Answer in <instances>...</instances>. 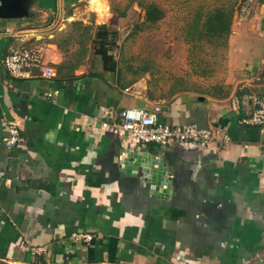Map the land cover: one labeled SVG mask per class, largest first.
<instances>
[{"label": "crops", "instance_id": "1", "mask_svg": "<svg viewBox=\"0 0 264 264\" xmlns=\"http://www.w3.org/2000/svg\"><path fill=\"white\" fill-rule=\"evenodd\" d=\"M251 5L229 36L227 86L168 99L139 81L137 95L125 92L134 83H120L116 71L63 72L55 43L45 48L54 75L14 77L5 55L21 38L39 43L40 31L24 18H0V263L264 264V125L240 124L230 109L242 87L264 95V2ZM136 105H158L160 122L211 126L231 142L205 150L130 145L126 133L89 128L101 106ZM8 122L24 136L10 148L2 141ZM125 148L162 156L172 193L160 196L140 172L129 175L120 163ZM38 247L46 251L32 252Z\"/></svg>", "mask_w": 264, "mask_h": 264}, {"label": "rangeland", "instance_id": "2", "mask_svg": "<svg viewBox=\"0 0 264 264\" xmlns=\"http://www.w3.org/2000/svg\"><path fill=\"white\" fill-rule=\"evenodd\" d=\"M104 1V10L94 8L92 0L73 4L55 0L52 7L42 0L29 3L31 13L24 19L33 21L40 31L33 35L39 37L41 45L46 48L48 43L57 44L65 59L61 71H100L107 59L116 63L120 83L139 81L153 97L167 99L176 92H202L208 88L218 91L227 86L223 81L232 71L228 44L208 38L188 43L185 25L189 14L199 7L224 6L235 0ZM251 1L254 5L264 2ZM147 2L159 4L165 16L154 23L146 21L140 3ZM239 11L235 12L232 27L236 17L244 18Z\"/></svg>", "mask_w": 264, "mask_h": 264}, {"label": "built area", "instance_id": "3", "mask_svg": "<svg viewBox=\"0 0 264 264\" xmlns=\"http://www.w3.org/2000/svg\"><path fill=\"white\" fill-rule=\"evenodd\" d=\"M251 0L242 5L240 17H248L251 14ZM45 47L32 38L22 39L18 46L11 47L4 57V66L14 77H31L36 70L43 75H54V69L45 65ZM125 92L132 95L138 94L137 83L125 88ZM51 94H49L50 96ZM101 113L89 119V128L94 123L99 127L111 131L114 135L126 133L130 145L158 144L167 147L178 144L184 149L202 150L211 145H225L231 142L228 133H223L222 138L217 136L216 128L198 123L185 125H170L160 122L157 114L161 107L156 105L151 108L145 106H130L119 112L110 111L101 106ZM230 109L238 111L240 124L264 125V95L253 89L242 87L230 99ZM7 134L2 137L4 145L8 148L20 144L24 140L21 129L17 124L7 123ZM77 239L90 242L93 239L91 233H79ZM24 248L29 249L28 245ZM45 247L33 248L32 252H45Z\"/></svg>", "mask_w": 264, "mask_h": 264}, {"label": "trees", "instance_id": "4", "mask_svg": "<svg viewBox=\"0 0 264 264\" xmlns=\"http://www.w3.org/2000/svg\"><path fill=\"white\" fill-rule=\"evenodd\" d=\"M246 1L238 2L235 0L228 5H219L207 9L201 6L191 12L185 25L186 41L192 43L208 38L223 40L224 43L228 44L235 12L240 10ZM140 5L145 10V18L148 22L154 23L165 16V11L155 2L140 3ZM103 69L115 71L116 63L105 59ZM58 75H62L60 70H58Z\"/></svg>", "mask_w": 264, "mask_h": 264}, {"label": "water", "instance_id": "5", "mask_svg": "<svg viewBox=\"0 0 264 264\" xmlns=\"http://www.w3.org/2000/svg\"><path fill=\"white\" fill-rule=\"evenodd\" d=\"M31 0H0V18H25L30 14ZM129 175L140 172L141 179L150 183L153 193L167 197L172 193V177L168 176V164L160 155L125 148L120 162Z\"/></svg>", "mask_w": 264, "mask_h": 264}, {"label": "bare ground", "instance_id": "6", "mask_svg": "<svg viewBox=\"0 0 264 264\" xmlns=\"http://www.w3.org/2000/svg\"><path fill=\"white\" fill-rule=\"evenodd\" d=\"M93 7H95L98 10H104L106 8V5H102L101 0H92Z\"/></svg>", "mask_w": 264, "mask_h": 264}, {"label": "flooded vegetation", "instance_id": "7", "mask_svg": "<svg viewBox=\"0 0 264 264\" xmlns=\"http://www.w3.org/2000/svg\"><path fill=\"white\" fill-rule=\"evenodd\" d=\"M31 12V11H30Z\"/></svg>", "mask_w": 264, "mask_h": 264}]
</instances>
